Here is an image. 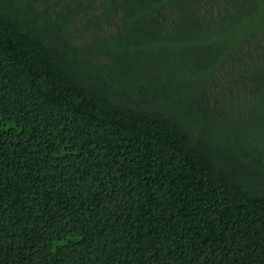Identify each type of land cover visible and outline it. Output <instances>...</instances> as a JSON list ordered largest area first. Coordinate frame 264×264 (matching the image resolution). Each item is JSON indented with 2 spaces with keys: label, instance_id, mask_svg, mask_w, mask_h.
Returning <instances> with one entry per match:
<instances>
[{
  "label": "trees",
  "instance_id": "1",
  "mask_svg": "<svg viewBox=\"0 0 264 264\" xmlns=\"http://www.w3.org/2000/svg\"><path fill=\"white\" fill-rule=\"evenodd\" d=\"M0 264H264V0H0Z\"/></svg>",
  "mask_w": 264,
  "mask_h": 264
}]
</instances>
